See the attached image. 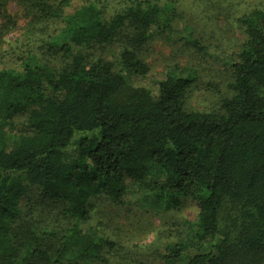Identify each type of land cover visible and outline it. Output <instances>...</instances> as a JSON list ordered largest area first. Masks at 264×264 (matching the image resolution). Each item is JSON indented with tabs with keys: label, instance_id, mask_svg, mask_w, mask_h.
Masks as SVG:
<instances>
[{
	"label": "trees",
	"instance_id": "16d2710c",
	"mask_svg": "<svg viewBox=\"0 0 264 264\" xmlns=\"http://www.w3.org/2000/svg\"><path fill=\"white\" fill-rule=\"evenodd\" d=\"M20 1L59 24L47 49L65 61L61 68L27 58L0 66V264H97L109 242L87 223L89 202L103 194L122 203L134 190L147 205L198 203L190 236L159 253L164 264H262L264 4L238 18L246 40L231 63L233 95L220 112H189L188 77L168 72L155 93L132 81L149 72L133 48L173 34V7L138 0L106 20L103 0H80L71 12L75 0ZM126 28L133 36L117 61L130 78L101 59L88 61L93 43H113ZM31 186L62 204L65 227L21 219ZM226 203L240 205L247 222L235 245L219 227Z\"/></svg>",
	"mask_w": 264,
	"mask_h": 264
},
{
	"label": "rangeland",
	"instance_id": "374dc122",
	"mask_svg": "<svg viewBox=\"0 0 264 264\" xmlns=\"http://www.w3.org/2000/svg\"><path fill=\"white\" fill-rule=\"evenodd\" d=\"M45 1L52 3L54 0ZM136 1L103 0V19H110ZM148 1L163 9L174 8L173 34H156L145 44L133 48L149 67L147 77L133 78V83L155 93L159 80L168 72L183 75L192 81L184 98L185 110L220 112L222 101L233 95L229 87L234 77L231 63L238 60L246 40L238 18L262 7L264 0ZM79 4L80 0H75L67 12ZM58 28L57 22L42 17L29 4L20 0H0V66L16 68L21 59L27 58L61 68L64 58L47 49V42ZM183 35L197 39L206 50L193 48L181 38ZM132 36V30L126 28L113 43H93L86 51L88 61L101 59L114 72L129 77L117 58ZM24 120L25 116L15 119L18 126ZM77 139L72 142L70 155L76 152ZM142 197V193L134 190L122 203L112 202L103 194L91 198L87 223L109 242L97 264H164L159 253L164 251L166 244L190 236L186 225L196 218L197 202L183 199L178 207H169L165 201L147 205ZM19 207L24 222L56 230L67 224L62 204L44 197L37 186H31L23 194ZM245 225L240 205L226 203L220 213L219 227L229 231L232 245L239 243ZM176 264H187V260Z\"/></svg>",
	"mask_w": 264,
	"mask_h": 264
}]
</instances>
